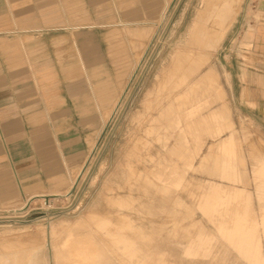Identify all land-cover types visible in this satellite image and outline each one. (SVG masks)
Wrapping results in <instances>:
<instances>
[{"label": "rangeland", "instance_id": "374dc122", "mask_svg": "<svg viewBox=\"0 0 264 264\" xmlns=\"http://www.w3.org/2000/svg\"><path fill=\"white\" fill-rule=\"evenodd\" d=\"M239 4L223 40L206 48L201 35L189 34L207 15L203 1L165 0L133 66L112 69L116 103L78 168L32 199L0 204V264H72L70 231L69 239L91 238L105 250L102 264L127 261V246L113 249L117 240L139 242L144 264H249L201 209L212 184L244 190L258 224L264 207L253 171L264 161V100L256 99L264 97V0ZM224 160L243 181L221 177ZM162 174L177 175L180 186H164ZM199 232L212 245L186 254Z\"/></svg>", "mask_w": 264, "mask_h": 264}, {"label": "crops", "instance_id": "0c3cea01", "mask_svg": "<svg viewBox=\"0 0 264 264\" xmlns=\"http://www.w3.org/2000/svg\"><path fill=\"white\" fill-rule=\"evenodd\" d=\"M164 2L0 0V204L78 168Z\"/></svg>", "mask_w": 264, "mask_h": 264}, {"label": "bare ground", "instance_id": "6f19581e", "mask_svg": "<svg viewBox=\"0 0 264 264\" xmlns=\"http://www.w3.org/2000/svg\"><path fill=\"white\" fill-rule=\"evenodd\" d=\"M202 1L207 6L205 7L207 15L198 17L200 14L197 11L198 19L194 22L189 34L192 36L195 34L201 35L202 40L206 41V48L217 47L225 36L226 29L228 28L227 24H229L228 22L233 20L235 13L239 10L237 8V11L235 10V7H237L236 4L238 3V5H240L242 2L239 4L241 0ZM213 19L218 20V27L216 24L215 26L219 31H216L214 28L215 31L209 29L210 27H208L207 24L208 22H212L211 20ZM117 106L118 104L116 107ZM195 109L196 107L190 111V116L195 115ZM213 116L214 119H216L218 114L214 113ZM232 141L233 139L230 138L229 143ZM224 145L229 146L227 143H224ZM225 153L227 154L226 151ZM221 171L223 174L221 177L232 180V182H234V180L243 181V177L239 175L238 167L236 165L234 166L231 160L223 161ZM253 171L254 178L257 181V192L262 200L264 199V161ZM176 177L177 175L174 174L172 176L164 174L156 176L158 182L162 183L164 186L178 188L181 184V180H176ZM245 182L247 183V181ZM44 196L46 195L42 197ZM249 199V195L244 190L235 188L225 189L220 185L212 184L209 186V192L202 197L201 209L209 220L218 222L217 226L219 233L229 245V248L235 249L249 262V264H264V255L261 246V243L264 244V207L261 208V222L258 224L253 218V215L249 212V205L251 202ZM242 200H244V204ZM235 202H237V204L233 205ZM46 206L50 207V203L46 202ZM21 209L22 207L12 211L14 212ZM12 218L15 217H9V220ZM71 236L72 232L70 231L66 245L68 250L66 251L68 252V258L71 259L70 261H72V264H102V262H106L105 250L101 249L96 241L91 238L71 240L69 239ZM141 239H144L142 235H140L139 238L140 242H142ZM137 243L138 247H136V242H134V240L129 241L128 245L117 240L114 243L113 249H115V247H120L121 249L127 246L125 249L129 250L128 255H126L128 259L127 261H123V263L144 264V252L140 247V243ZM212 243V238L206 237L203 232H199L198 239L188 244L186 254L197 255L201 251H208ZM41 263V260L34 259L33 264Z\"/></svg>", "mask_w": 264, "mask_h": 264}, {"label": "water", "instance_id": "95a60500", "mask_svg": "<svg viewBox=\"0 0 264 264\" xmlns=\"http://www.w3.org/2000/svg\"><path fill=\"white\" fill-rule=\"evenodd\" d=\"M46 202H48V199L46 198Z\"/></svg>", "mask_w": 264, "mask_h": 264}]
</instances>
